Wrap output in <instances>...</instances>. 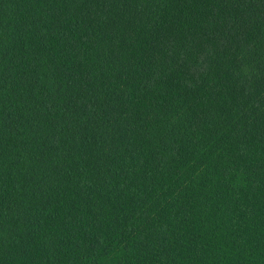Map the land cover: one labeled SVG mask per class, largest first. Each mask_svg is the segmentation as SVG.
<instances>
[{
    "label": "trees",
    "instance_id": "trees-1",
    "mask_svg": "<svg viewBox=\"0 0 264 264\" xmlns=\"http://www.w3.org/2000/svg\"><path fill=\"white\" fill-rule=\"evenodd\" d=\"M0 264H264V0H0Z\"/></svg>",
    "mask_w": 264,
    "mask_h": 264
}]
</instances>
